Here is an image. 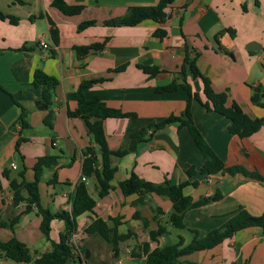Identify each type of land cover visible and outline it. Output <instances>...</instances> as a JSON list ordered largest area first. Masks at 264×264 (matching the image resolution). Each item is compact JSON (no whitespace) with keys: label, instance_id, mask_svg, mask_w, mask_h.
Returning <instances> with one entry per match:
<instances>
[{"label":"crops","instance_id":"0c3cea01","mask_svg":"<svg viewBox=\"0 0 264 264\" xmlns=\"http://www.w3.org/2000/svg\"><path fill=\"white\" fill-rule=\"evenodd\" d=\"M64 1L82 10L69 16L55 8L53 0H0V12L6 16L0 19V224L24 212L27 206V202L13 205L11 180L19 183L18 175L24 170L26 182H34L36 163L47 156H60V160L54 167L43 170L39 182L40 204L44 209L71 213V199L80 182L85 183L96 201L93 213L86 212L77 218L75 234L86 258L76 264H144L147 256L141 250L143 246L137 249L135 245L148 243L149 251H153L176 243L179 236L187 245L194 237L193 231L204 238L241 209L253 217L263 215L264 125L247 138L231 134L230 120L208 112L202 105L208 100L201 78L193 79L189 72L186 77L192 92L198 93L201 100L191 101L195 128L225 167H243L261 175L263 181L242 174H201L206 161L204 154L187 127L171 124L153 135L149 132L134 152L113 158L117 169L111 182L113 189L100 198L95 175H83L84 152L91 145L89 128L82 118L70 117L69 111L77 108L78 87L86 81H98L86 91V99L99 97L108 107L140 118L180 115L187 106V91L181 86L165 92H158L157 88L173 80L182 83L184 61L190 57L195 59L199 72L210 81L214 92L228 95L227 106L236 103L249 117L263 119L264 0H173L163 22L146 20L136 26L105 23L125 16L130 7L155 6L160 0ZM87 22L94 25L80 29ZM157 30L164 31L165 36L157 37ZM43 43L48 46L46 49ZM94 44L103 47L79 56L77 48ZM143 67H155L159 72L151 77ZM36 70L59 83L49 110L38 109L36 105L45 89L33 85ZM255 97L257 101L253 102ZM49 114L53 115L52 128L44 123ZM128 125L126 118L104 120L111 151L128 146ZM191 169L195 171L192 176L188 173ZM132 173L157 185L165 181L174 185L196 182V187L184 189L185 195L194 201L217 192L222 197L189 210L183 220L186 229L179 230L169 224L172 204L167 198L142 196L145 204L136 205L140 196L122 194L119 184ZM21 194L28 197L26 190ZM31 208L13 228L0 226V239L5 242L16 239L38 257L50 252L52 243L60 240L65 222L52 221L47 239L40 230L37 206ZM138 213L148 220L147 227L135 219ZM96 219L104 222L117 219L119 234L133 232L134 237L119 243L116 256L107 242L85 233ZM159 226L166 228L167 234L151 241L150 232ZM180 261L264 264V235L260 228H244L215 248L194 252ZM0 264L26 263L11 262L0 254Z\"/></svg>","mask_w":264,"mask_h":264},{"label":"trees","instance_id":"16d2710c","mask_svg":"<svg viewBox=\"0 0 264 264\" xmlns=\"http://www.w3.org/2000/svg\"><path fill=\"white\" fill-rule=\"evenodd\" d=\"M173 0H160L155 6H134L127 9L126 15L114 20L106 22L109 26H136L146 20L155 22H163L166 17L167 8L172 4ZM53 6L60 10L65 15H76L82 10L81 7L68 6L64 0H53ZM245 8V7H244ZM0 12V19H5ZM11 22H15L11 18ZM94 25V22H87L80 26L84 29L88 26ZM155 35L162 38L165 36L164 31H156ZM54 40L57 41V36L54 35ZM103 45L94 44L91 47L77 48L79 56H83L91 49L102 48ZM149 76H155L159 69L155 67L142 68ZM188 72L193 79L201 78L203 81V93L208 101L201 102L198 93H193L191 86L186 82ZM182 73L184 78L182 83L173 80L169 85L157 88L158 92L174 91L179 86L184 88L188 95V102L185 110L180 115H171L165 118H140L134 113H125L119 109L108 107L99 97L93 99H86L85 93L93 87L98 81L83 82L76 92L77 108L75 111H69L70 117L82 118L89 128L91 134V145L84 152L83 175L88 177L95 175L97 178L99 189L98 195L100 198L105 197L113 189L111 182L114 179L117 171L113 166L114 157H124L130 152H134L137 145L145 139L147 134H154L163 130L171 124H178L179 127H187L193 139L204 154L206 161L200 169L203 175H215L218 173H228L230 175L242 174L245 177L254 178L263 181V177L255 172H249L243 167H225V164L214 153L211 147L203 139L200 132L195 128L192 114L191 101L196 99L202 103L208 112H215L225 116L230 120L229 132L241 138H247L258 132L264 125L263 119H253L246 115L243 110L233 103L227 106L228 95L223 93H216L211 88L210 81L203 76L196 64L195 59L187 57L184 61ZM58 80L51 77L41 70H36L33 80V85L36 87L45 86L41 100L36 102L37 108L41 110H49L53 105L55 90L58 86ZM257 98H253L256 102ZM108 118H126L129 120V125L126 132L128 146L118 151H111L107 144V137L104 129V120ZM44 123L52 128L53 115L49 114ZM18 146V143H17ZM18 149V147H17ZM99 155L102 156V162L99 161ZM60 156H47L39 158L35 166V181L28 183L24 178V170L18 175L20 182L16 179L11 180V188L14 191L13 205L17 206L20 202H27L24 212L15 215L9 222H1L2 228H13L24 213H29L32 208L31 205H36L38 213L41 216L40 230L45 238L50 239L51 224L54 220H63L65 222V230L60 235L58 242L52 243V250L43 253L38 257L33 256L25 244L16 239L10 241H2L0 239V254L7 260L14 263L26 264H76L85 260L83 247L79 248L76 254L75 247H73L71 240L77 231V218L86 212H92L95 209L96 201L89 194L88 188L84 182H80L75 188V194L71 199L72 211L71 213H52L48 209H44L40 204L39 182L41 180L43 170L45 168L54 167L59 163ZM189 175H194V169L189 170ZM8 178V172L4 173ZM188 186H197L196 182L189 181L174 185L169 181L157 185L140 179L136 174L132 173L129 178L119 184V188L125 197L138 195L136 205L145 204L142 196L156 195L167 198L172 204V212L169 215V224L179 230H185L183 223L185 214L194 208L203 207L204 205L217 201L222 195L217 192L213 196L203 197L198 201H194L192 197L185 195L184 189ZM26 190L28 197L22 196V191ZM135 219L142 221L144 227L148 226V220L143 218L139 213L134 216ZM120 221L117 219H110L109 222H104L101 219H96L85 230V233L90 236L99 237L101 240L107 242L112 246L114 256L119 252L118 246L120 242L134 237L132 231L127 234H119L118 226ZM260 228L264 235V214L259 217L251 216L246 210L241 209L237 214L232 216L222 227L213 230L204 238H200L197 232H194L192 241L185 245V240L182 236L178 237V241L171 245H164L149 251V244L144 243L141 248L147 256L144 264H191L182 263L180 259L184 256L194 252L210 250L222 244L225 240L232 238L239 230L244 228ZM167 234L166 228L159 226L155 231L150 232V240L156 241L158 237ZM139 249V247H137ZM88 260V259H86Z\"/></svg>","mask_w":264,"mask_h":264},{"label":"built area","instance_id":"2783aa9c","mask_svg":"<svg viewBox=\"0 0 264 264\" xmlns=\"http://www.w3.org/2000/svg\"><path fill=\"white\" fill-rule=\"evenodd\" d=\"M42 47L46 49L48 46L45 43H43ZM13 168L15 169L16 166L13 165ZM83 180H85V179H83ZM71 243H72L73 247H75L76 254L82 255V253H78L79 252L78 250H79V248H81L82 244L80 242H78V240L76 238V234L73 235ZM83 263H86V262L84 261Z\"/></svg>","mask_w":264,"mask_h":264},{"label":"water","instance_id":"95a60500","mask_svg":"<svg viewBox=\"0 0 264 264\" xmlns=\"http://www.w3.org/2000/svg\"><path fill=\"white\" fill-rule=\"evenodd\" d=\"M99 160H100V162H102V156L101 155L99 156Z\"/></svg>","mask_w":264,"mask_h":264},{"label":"rangeland","instance_id":"374dc122","mask_svg":"<svg viewBox=\"0 0 264 264\" xmlns=\"http://www.w3.org/2000/svg\"><path fill=\"white\" fill-rule=\"evenodd\" d=\"M177 232H180V231H178V230H176ZM182 232V231H181Z\"/></svg>","mask_w":264,"mask_h":264}]
</instances>
